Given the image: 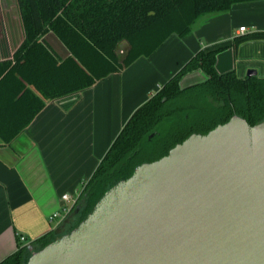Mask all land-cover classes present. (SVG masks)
<instances>
[{
	"label": "trees",
	"instance_id": "1",
	"mask_svg": "<svg viewBox=\"0 0 264 264\" xmlns=\"http://www.w3.org/2000/svg\"><path fill=\"white\" fill-rule=\"evenodd\" d=\"M259 1L264 0H16L23 41L11 60L0 62V90L6 76L15 74L45 100L82 92L138 59L152 57L169 39L186 37L202 16ZM49 34L69 51L68 57H57L47 44ZM255 40L264 41V30L236 36L234 47ZM225 49L196 52L167 79L131 115L66 220L0 264H26L34 251L73 230L105 192L131 176L137 166L159 159L191 134L207 133L234 115L251 125L264 120V77L219 72L217 57ZM194 74L198 78L186 82ZM18 88V94L29 90L23 83ZM43 106L39 99L31 119ZM165 122L170 130L162 135L158 128ZM21 129L5 136L0 127V134L12 139ZM144 156L147 159L140 160Z\"/></svg>",
	"mask_w": 264,
	"mask_h": 264
},
{
	"label": "crops",
	"instance_id": "2",
	"mask_svg": "<svg viewBox=\"0 0 264 264\" xmlns=\"http://www.w3.org/2000/svg\"><path fill=\"white\" fill-rule=\"evenodd\" d=\"M2 1L0 62L11 60L23 41L17 5L14 16ZM241 26L246 32L264 30V1L204 15L186 37L169 39L152 57H142L82 92L45 100L19 75L8 74L0 90V127L5 136L22 129L12 139L0 134V261L66 220L69 214L53 226L60 208L73 209L85 182L135 110L196 52L226 47L217 57L219 72L235 70L244 77L255 67L264 76V41L234 47ZM46 41L59 59L70 55L53 34ZM21 83L29 90L18 94ZM39 99L44 106L31 119Z\"/></svg>",
	"mask_w": 264,
	"mask_h": 264
},
{
	"label": "water",
	"instance_id": "3",
	"mask_svg": "<svg viewBox=\"0 0 264 264\" xmlns=\"http://www.w3.org/2000/svg\"><path fill=\"white\" fill-rule=\"evenodd\" d=\"M26 264H264V120L234 115L140 164Z\"/></svg>",
	"mask_w": 264,
	"mask_h": 264
},
{
	"label": "rangeland",
	"instance_id": "4",
	"mask_svg": "<svg viewBox=\"0 0 264 264\" xmlns=\"http://www.w3.org/2000/svg\"><path fill=\"white\" fill-rule=\"evenodd\" d=\"M11 1L13 2V4L11 3ZM10 2L9 1H7V0H4V1H2V7L3 6H5V5H8L9 4V7H11L12 8V11H13V15L14 16H16V12H15V5H17V3H16V1H13V0H11ZM7 8V7H6ZM46 38V37H45ZM49 38V35L47 36V38L46 39H48ZM48 43V42H47ZM198 77H196V78H193V79H191L190 81H195L196 79H197ZM157 92V90H153V92H151L152 94L151 95H154L155 93ZM151 95H150V97H151ZM170 124L169 123H167V122H165L164 124H162V125H160V127L158 128V130L161 132V134L163 135V134H166L167 132H169V130H170ZM154 149H152V151H153ZM145 159H147V157L146 156H144V157H141V159L140 160H145ZM145 163V162H144ZM57 214H58V216L54 219V221H53V226H56L57 224H58V222L60 221V220H62L65 216H66V214H67V212H66V210L64 209V207L63 208H60L58 211H57ZM58 232H62V229H59L58 230Z\"/></svg>",
	"mask_w": 264,
	"mask_h": 264
},
{
	"label": "built area",
	"instance_id": "5",
	"mask_svg": "<svg viewBox=\"0 0 264 264\" xmlns=\"http://www.w3.org/2000/svg\"><path fill=\"white\" fill-rule=\"evenodd\" d=\"M246 32V27H244V26H241L240 28H239V34H243V33H245ZM63 199L64 200H69V195H67V194H64L63 196ZM65 210H66V212H67V214L66 215H68L70 212H71V209H69V208H67V207H65L64 208ZM58 216V214H55L54 215V217H57ZM22 239H24V237H22Z\"/></svg>",
	"mask_w": 264,
	"mask_h": 264
},
{
	"label": "flooded vegetation",
	"instance_id": "6",
	"mask_svg": "<svg viewBox=\"0 0 264 264\" xmlns=\"http://www.w3.org/2000/svg\"><path fill=\"white\" fill-rule=\"evenodd\" d=\"M194 75H195V74H194ZM245 75H246V74H245ZM196 77H198V75H195V76L191 77L190 80L193 79V78H196ZM189 82H191V81H189Z\"/></svg>",
	"mask_w": 264,
	"mask_h": 264
}]
</instances>
